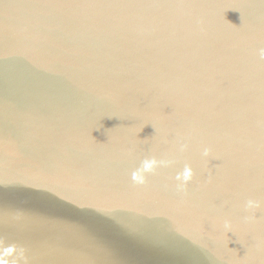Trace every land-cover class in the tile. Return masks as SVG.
Wrapping results in <instances>:
<instances>
[{
	"label": "water",
	"instance_id": "obj_1",
	"mask_svg": "<svg viewBox=\"0 0 264 264\" xmlns=\"http://www.w3.org/2000/svg\"><path fill=\"white\" fill-rule=\"evenodd\" d=\"M0 264H264V0H0Z\"/></svg>",
	"mask_w": 264,
	"mask_h": 264
},
{
	"label": "clouds",
	"instance_id": "obj_2",
	"mask_svg": "<svg viewBox=\"0 0 264 264\" xmlns=\"http://www.w3.org/2000/svg\"><path fill=\"white\" fill-rule=\"evenodd\" d=\"M153 163H155V162L153 161ZM145 167L146 168H151L152 167V164L146 163ZM188 176H190V173L188 175H186V179L188 178Z\"/></svg>",
	"mask_w": 264,
	"mask_h": 264
}]
</instances>
